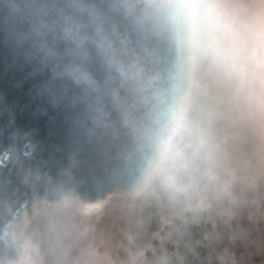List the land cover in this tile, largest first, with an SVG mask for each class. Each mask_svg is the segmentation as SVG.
<instances>
[{
	"label": "clouds",
	"instance_id": "clouds-1",
	"mask_svg": "<svg viewBox=\"0 0 264 264\" xmlns=\"http://www.w3.org/2000/svg\"><path fill=\"white\" fill-rule=\"evenodd\" d=\"M0 13L27 26L19 41L54 77L95 97L98 127L108 126L103 101L110 103L133 129L145 186L177 202L218 178L210 126L194 114L192 75L202 72L229 101L264 112V0H0ZM150 38L171 52L163 72L148 55ZM96 61L103 78L90 70Z\"/></svg>",
	"mask_w": 264,
	"mask_h": 264
},
{
	"label": "rangeland",
	"instance_id": "rangeland-1",
	"mask_svg": "<svg viewBox=\"0 0 264 264\" xmlns=\"http://www.w3.org/2000/svg\"><path fill=\"white\" fill-rule=\"evenodd\" d=\"M191 91L194 114L210 126L217 179L191 201L151 185L116 189L99 209L72 194L35 202L9 235L22 255L7 264H264V112L229 101L202 72Z\"/></svg>",
	"mask_w": 264,
	"mask_h": 264
},
{
	"label": "water",
	"instance_id": "water-1",
	"mask_svg": "<svg viewBox=\"0 0 264 264\" xmlns=\"http://www.w3.org/2000/svg\"><path fill=\"white\" fill-rule=\"evenodd\" d=\"M26 28L0 13V264L22 255L9 229L35 202L56 204L72 194L93 205L116 189L135 193L144 183L133 129L121 124L106 100L108 126L94 124L95 97L54 77L52 65L19 41L17 33ZM146 47L165 71L167 45L150 38ZM90 70L98 78L105 75L99 61Z\"/></svg>",
	"mask_w": 264,
	"mask_h": 264
},
{
	"label": "bare ground",
	"instance_id": "bare-ground-1",
	"mask_svg": "<svg viewBox=\"0 0 264 264\" xmlns=\"http://www.w3.org/2000/svg\"><path fill=\"white\" fill-rule=\"evenodd\" d=\"M193 78H194V74L192 75L191 77V81H190V85H191V89H192V83H193ZM145 184L143 183L141 188H139L135 193H132V194H137V193H140L144 188H145ZM106 200V199H105ZM105 200L103 201H100L96 204H93V205H90V204H83L85 209H99L100 207H102V205L104 204ZM22 213H24V210L20 213V217L22 215ZM17 221H19V218L16 219V222L14 223L13 227H11L9 229V235H11V231L13 230V228L15 227ZM11 243H13V241L10 239Z\"/></svg>",
	"mask_w": 264,
	"mask_h": 264
},
{
	"label": "built area",
	"instance_id": "built-area-1",
	"mask_svg": "<svg viewBox=\"0 0 264 264\" xmlns=\"http://www.w3.org/2000/svg\"><path fill=\"white\" fill-rule=\"evenodd\" d=\"M258 161L264 166V152H260L258 155Z\"/></svg>",
	"mask_w": 264,
	"mask_h": 264
}]
</instances>
